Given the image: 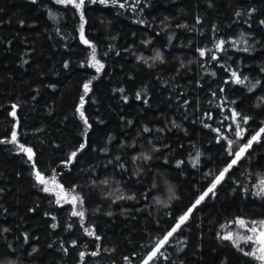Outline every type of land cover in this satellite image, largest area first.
Wrapping results in <instances>:
<instances>
[{
  "label": "trees",
  "instance_id": "trees-1",
  "mask_svg": "<svg viewBox=\"0 0 264 264\" xmlns=\"http://www.w3.org/2000/svg\"><path fill=\"white\" fill-rule=\"evenodd\" d=\"M261 129L264 0H0V264H264Z\"/></svg>",
  "mask_w": 264,
  "mask_h": 264
},
{
  "label": "snow or ice",
  "instance_id": "snow-or-ice-1",
  "mask_svg": "<svg viewBox=\"0 0 264 264\" xmlns=\"http://www.w3.org/2000/svg\"><path fill=\"white\" fill-rule=\"evenodd\" d=\"M59 2H65V0H59ZM68 3H75V0H67ZM101 3H104L105 0H100ZM83 4V0H79V3L76 4V7H80ZM223 41L219 42V46L223 45ZM201 55H204V52H201ZM156 59H160L159 54H157ZM233 76H236V73H233ZM237 83L242 82L239 77H237L236 79ZM85 88L87 89V85H85ZM83 115V114H82ZM233 117H235L237 114L235 112H233ZM244 122L246 123L247 120L245 118ZM237 132L236 135L239 136L241 134V129L239 124H237ZM261 132H264V129H261ZM15 138V133L13 134V139ZM257 139V137H252L251 140L248 141L247 144L244 145V147H242L238 152L235 153V159L232 161V164L229 165V168H231L232 165L236 164L237 161L241 158L242 154L247 150V148L251 147V144L253 141H255ZM232 141H229V144H231ZM26 151H28L29 153H31L30 149H27ZM73 156H75V153H73ZM228 169H225L223 172H221L215 179V181L211 184V186L208 188V190L200 197L199 200L196 201V204H199L206 196H208L209 193H214V189L216 188V186L221 183L225 172H227ZM37 178L40 180L41 183H44L45 181L43 180V178L40 176L39 172H37ZM262 185H264V181L261 182ZM48 189L46 188L45 191H47ZM264 193V188L261 189V192H258L257 195H260ZM75 199V198H74ZM195 207V206H194ZM191 212V209H189V213ZM74 215H80L82 216L83 213L82 212H74ZM188 218V213H186L184 216H182L180 218V221L177 223L176 227L173 228L172 232H169L167 234V236L164 238V241H161V245L168 239V237H170L172 235L173 232L176 231L177 228L180 227V225ZM239 225L241 227H245L247 228V224L244 220H239L238 221ZM254 226L251 228H248V231H250L251 233H253V235L247 236L245 239L246 241L252 242L254 245H256V247H254V249L251 252L245 253L246 255H251L253 257H255L256 259L264 262V221L261 222H253ZM259 225V226H256ZM91 234V233H89ZM255 237V238H254ZM224 239H232V234L229 233L227 236L223 237ZM235 243V241H233ZM159 251V247H157L152 255L149 257V259L152 258V256H155L156 253ZM145 264H147V261L145 262Z\"/></svg>",
  "mask_w": 264,
  "mask_h": 264
},
{
  "label": "rangeland",
  "instance_id": "rangeland-1",
  "mask_svg": "<svg viewBox=\"0 0 264 264\" xmlns=\"http://www.w3.org/2000/svg\"><path fill=\"white\" fill-rule=\"evenodd\" d=\"M55 1H58L59 0H55ZM61 3H68L67 0H65V2H61ZM79 3V0H75V3H70V4H73L76 6V4ZM91 64L99 69L100 68V63L93 57L92 58V62ZM259 137V135H257ZM248 149V148H247ZM244 154V153H243ZM242 154V155H243ZM43 178V177H42ZM39 180V179H38ZM43 180L45 181L44 183H41L40 180L39 182L43 185V187L46 189H48L47 191L53 193L58 202L60 204H72V206L77 210L79 211L80 209V202L78 200V198L75 196V194H72V193H69V192H66L64 191L58 184V182L55 180V179H45L43 178ZM75 198V199H74ZM189 215V213H188ZM247 224V228L245 227H241L237 222L233 223L228 229H227V232L225 233V236H227L229 233L232 234V239L231 241H235V244L237 246H250V249L253 250L254 247H256V245H254L252 242H249V241H246V237L247 236H250V235H253V233H251L250 231H248V228H251L254 226L253 222L252 223H248L246 222ZM256 226H259V225H256ZM255 238V237H254ZM169 239V237H168ZM168 239L161 245V243L157 246L159 247V250L161 249V247L168 241ZM164 241V240H163ZM156 247V248H157ZM155 248V249H156ZM154 249V250H155ZM153 253V252H152ZM152 253L147 257V259L145 260V262L147 261V263L154 257L152 256L151 259H149V257L152 255ZM157 254V253H156ZM145 262L143 264H145ZM264 263V262H263Z\"/></svg>",
  "mask_w": 264,
  "mask_h": 264
}]
</instances>
